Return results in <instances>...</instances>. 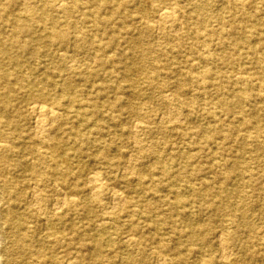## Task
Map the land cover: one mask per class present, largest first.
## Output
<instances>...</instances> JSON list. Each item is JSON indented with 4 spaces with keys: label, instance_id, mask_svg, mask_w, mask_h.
<instances>
[{
    "label": "bare ground",
    "instance_id": "bare-ground-1",
    "mask_svg": "<svg viewBox=\"0 0 264 264\" xmlns=\"http://www.w3.org/2000/svg\"><path fill=\"white\" fill-rule=\"evenodd\" d=\"M258 214L264 0H0V264H264Z\"/></svg>",
    "mask_w": 264,
    "mask_h": 264
},
{
    "label": "rangeland",
    "instance_id": "rangeland-1",
    "mask_svg": "<svg viewBox=\"0 0 264 264\" xmlns=\"http://www.w3.org/2000/svg\"><path fill=\"white\" fill-rule=\"evenodd\" d=\"M219 5H220V7H223V3L221 2V3H219ZM216 8L217 7H215V8H213L216 12H217V10H216ZM163 34L162 33H160L159 31H155V33L153 34V37H151V38H149V43H150V45L151 46H153L154 48H159V47H161V45L163 44ZM170 117H172L171 115H166V118L167 119H169ZM131 122H132V124H133V126L136 124V120H131ZM151 124H152V126H154L156 123H155V120L153 119L152 121H151ZM141 137H143L142 135H145V133H142L141 131L140 132H137ZM149 140V142L147 141V143H150L152 140L149 138L148 139ZM129 176H131V177H134L133 176V174H132V171L130 170V169H128L127 170V172H126ZM119 188V187H118ZM121 188V187H120ZM27 192H30V190H26V193ZM105 202H107V203H109V200L107 201H105ZM108 206V208H109V210H110V208H112V206H111V204H109V205H107ZM103 210V209H102ZM101 210V211H102ZM120 211H123V209H120ZM104 216L103 217H108L109 216V214H104V213H102ZM256 219V220H255ZM255 221L256 222H258L259 224H261V223H264V217H262L260 214H258V216H256L255 217ZM112 232H114V231H112V229H109L108 230V234H110V233H112ZM43 236H44V234H42ZM105 238H106V235H105ZM123 239H121V241L118 239L117 240V243L114 245V248H116V250H119V251H121L122 252V250H124L126 247H125V245H127V244H125L124 243V241H122ZM6 246V244H4V242L2 241V238H1V235H0V252H1V250L4 248ZM105 246V249H111V246L109 245V244H105L104 245ZM119 248V249H118ZM120 248H124V249H120ZM95 264L92 260H90L89 258L88 259H86L85 261H83V264ZM149 264H165V263H162V262H159V259L158 258H152L151 260H150V262H149ZM167 264H174L173 262H169V263H167Z\"/></svg>",
    "mask_w": 264,
    "mask_h": 264
}]
</instances>
